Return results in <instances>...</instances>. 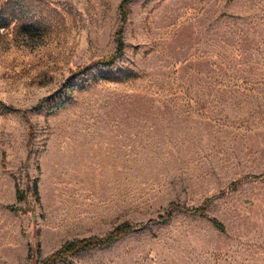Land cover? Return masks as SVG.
Listing matches in <instances>:
<instances>
[{"label": "rangeland", "instance_id": "obj_1", "mask_svg": "<svg viewBox=\"0 0 264 264\" xmlns=\"http://www.w3.org/2000/svg\"><path fill=\"white\" fill-rule=\"evenodd\" d=\"M119 2L0 0V264H264V0Z\"/></svg>", "mask_w": 264, "mask_h": 264}, {"label": "trees", "instance_id": "obj_2", "mask_svg": "<svg viewBox=\"0 0 264 264\" xmlns=\"http://www.w3.org/2000/svg\"><path fill=\"white\" fill-rule=\"evenodd\" d=\"M133 0H120L118 4V15H119V24L115 29L114 32V50L112 53L102 56L94 63H101V64H108L116 59H118L124 51V30H125V24L127 21V15H128V6ZM12 17V14L6 15H0V27H5L7 24H9V18ZM24 32L27 35H33L35 33H39L41 30V27L38 23H29L26 24L23 28ZM87 66L81 67L77 69L74 74L82 73L84 70H87ZM256 179L264 181L263 175H255L253 176ZM32 195L36 198V201L39 200V190L37 181L34 180L32 184ZM15 194L17 197V200L21 201L25 197V191L22 190L18 184V182H15ZM12 210H19L21 207L15 206V205H9L8 206ZM175 210H182L188 213L198 214L200 216L207 217L212 224L218 228L219 230H224L223 224L218 221L214 217H208L205 212V205L201 204L199 206L195 207H188L176 203H170L163 211V214L159 216L161 220H165L167 217L171 215V213ZM138 225L133 224L130 222H122L116 226H113L110 230H108L105 234L101 236H88L78 239H73L70 241H67L63 243L60 247H58L56 250L45 256L40 264H56L58 261L67 259L70 255H73L77 252H80L82 250L91 249V248H97L102 247L113 240L121 237L122 235L132 231L135 229ZM39 252V247H36V254ZM31 254V251L29 252Z\"/></svg>", "mask_w": 264, "mask_h": 264}]
</instances>
